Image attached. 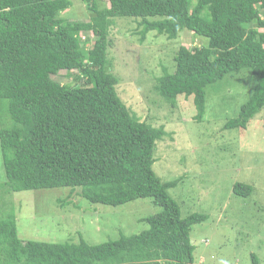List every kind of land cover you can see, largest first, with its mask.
Listing matches in <instances>:
<instances>
[{"label":"trees","instance_id":"16d2710c","mask_svg":"<svg viewBox=\"0 0 264 264\" xmlns=\"http://www.w3.org/2000/svg\"><path fill=\"white\" fill-rule=\"evenodd\" d=\"M83 1L88 22L61 18L72 0H0L1 192L70 188L92 204L152 199L160 211L141 219L149 229L139 234L101 244L82 237L46 243L21 240L3 203L0 264H197L191 232L209 216H184L170 194L183 178L163 182L154 171L157 143L168 134L141 120L118 93L109 58L114 20L135 19L142 41L150 32L175 40L184 30L207 40L180 47L175 70L155 88L171 107L181 96L192 100L194 118L203 122L209 89L243 75L252 93L223 129H247L264 108V0ZM61 72L76 82L55 80ZM233 191L248 197L253 187L236 183Z\"/></svg>","mask_w":264,"mask_h":264},{"label":"rangeland","instance_id":"374dc122","mask_svg":"<svg viewBox=\"0 0 264 264\" xmlns=\"http://www.w3.org/2000/svg\"><path fill=\"white\" fill-rule=\"evenodd\" d=\"M191 2L195 5L198 0ZM90 17L83 0H72V6L61 14L70 22H88ZM114 26L109 58L111 71L120 80L118 93L141 120L163 126L168 134L157 143L154 171L163 182L183 178L170 194L184 216H209L191 232L196 263L251 264V256L256 254L264 264V108L247 129H223L238 116L253 84H246L248 79L239 75L209 89L206 116L197 122L192 100L181 96L178 106L171 107L155 86L158 78L175 70L174 57L180 47L199 46L207 40L184 30L175 40L150 32L142 41L135 19L116 18ZM89 39L96 41L93 34ZM75 78L66 72L54 77L62 84H74ZM236 183L252 186V194L235 195ZM2 185L5 187L0 151V205L5 203L6 216L16 217L24 241L78 243L82 237L90 244H101L149 229L141 219L160 211L152 199L112 207L92 204L80 198L79 191L71 194L70 188L6 194L1 192ZM63 201L66 207L61 206Z\"/></svg>","mask_w":264,"mask_h":264}]
</instances>
